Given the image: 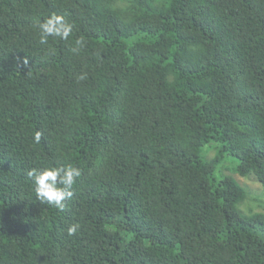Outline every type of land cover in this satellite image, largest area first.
<instances>
[{"label": "trees", "instance_id": "trees-1", "mask_svg": "<svg viewBox=\"0 0 264 264\" xmlns=\"http://www.w3.org/2000/svg\"><path fill=\"white\" fill-rule=\"evenodd\" d=\"M226 155L264 185V0H0V264H264ZM68 165L61 211L27 173Z\"/></svg>", "mask_w": 264, "mask_h": 264}, {"label": "clouds", "instance_id": "clouds-1", "mask_svg": "<svg viewBox=\"0 0 264 264\" xmlns=\"http://www.w3.org/2000/svg\"><path fill=\"white\" fill-rule=\"evenodd\" d=\"M39 43L46 45L49 37H58L68 40L73 33V24L68 22L64 16L53 14L38 24ZM76 51L83 45V40L75 41ZM27 63V60H25ZM80 79L85 77L81 75ZM35 139L38 142L40 133L37 132ZM34 183V191L37 199L54 205L59 210H64L66 201L73 196L72 188L76 179L81 176V169L76 166L46 167L43 169L32 168L27 173ZM79 228L78 224H71L68 227V234L73 235Z\"/></svg>", "mask_w": 264, "mask_h": 264}, {"label": "rangeland", "instance_id": "rangeland-1", "mask_svg": "<svg viewBox=\"0 0 264 264\" xmlns=\"http://www.w3.org/2000/svg\"><path fill=\"white\" fill-rule=\"evenodd\" d=\"M219 147L220 144H218L215 141H211L210 143L204 146L203 155L208 159L213 158L216 155ZM236 163H237V159L234 156L226 155L225 161L219 164V166L217 167L216 176L220 177L225 174L231 175L233 177L235 176L239 182H241L242 184L246 185L249 188L251 192V196L242 204L243 210H249L251 206L256 207L255 204L258 203H259V205H257L258 208L261 207V204L264 207V185L260 181H258V179L254 175H251L249 177H244L237 173H233L231 168ZM223 167L225 168L224 169L225 173L223 172ZM227 167L229 169H227ZM258 196L261 197L260 201L258 200Z\"/></svg>", "mask_w": 264, "mask_h": 264}]
</instances>
